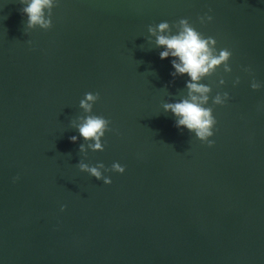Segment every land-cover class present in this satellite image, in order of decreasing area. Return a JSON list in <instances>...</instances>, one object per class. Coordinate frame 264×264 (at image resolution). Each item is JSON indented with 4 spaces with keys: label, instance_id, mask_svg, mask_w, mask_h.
Returning <instances> with one entry per match:
<instances>
[{
    "label": "water",
    "instance_id": "95a60500",
    "mask_svg": "<svg viewBox=\"0 0 264 264\" xmlns=\"http://www.w3.org/2000/svg\"><path fill=\"white\" fill-rule=\"evenodd\" d=\"M26 6L0 0V264H264V0H52L49 28ZM182 18L232 51L201 81L211 147L163 109L188 78L149 27ZM93 114L110 121L103 151L78 131Z\"/></svg>",
    "mask_w": 264,
    "mask_h": 264
},
{
    "label": "clouds",
    "instance_id": "9594fccd",
    "mask_svg": "<svg viewBox=\"0 0 264 264\" xmlns=\"http://www.w3.org/2000/svg\"><path fill=\"white\" fill-rule=\"evenodd\" d=\"M26 4L22 12L27 16L29 27L39 24L43 28L51 27V20L44 19L43 9L50 8L52 0H21ZM211 9H209V12ZM201 23L211 22L213 16L205 13L199 17ZM149 33L155 37V44L163 50L159 52L161 60L171 58L170 63L174 71L173 77L186 76L185 87L188 89V96L176 102L165 103L163 109L170 112L175 118V126L186 128L189 132H194L197 139L205 142L211 147L214 141L209 139L214 135V128L217 123L213 111L210 107H205L209 100L210 86L202 83V79L211 75L217 68L223 66L225 72H231L229 61L232 51L227 47L217 48V40L212 36H205L197 29L193 28L186 18L179 21V29L175 34L170 33V25L167 21L158 23L154 28L149 27ZM250 71L249 68H244ZM240 82L239 77L234 81V85ZM220 84L224 80L219 81ZM261 83L252 80L250 87L257 90ZM99 99L98 93L87 92L80 101V107L85 112L91 113L93 105ZM229 99V94L217 93L213 98V103L224 105ZM110 121L101 115H87L78 125L80 137L86 141H92L89 147L94 151H103L101 138L109 131ZM73 142L76 136L70 138ZM83 149V145H81ZM103 165H101L102 167ZM80 169L87 171L97 180H102L104 184H111V178L103 176L98 167H89L80 164ZM112 171L123 174L125 167L119 162L112 164ZM17 178H14V181ZM66 205L60 206V211L65 210Z\"/></svg>",
    "mask_w": 264,
    "mask_h": 264
}]
</instances>
